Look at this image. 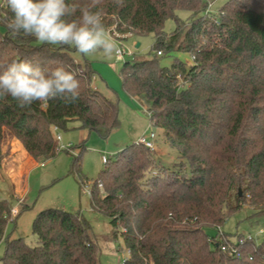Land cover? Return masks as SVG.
<instances>
[{"label":"trees","instance_id":"trees-1","mask_svg":"<svg viewBox=\"0 0 264 264\" xmlns=\"http://www.w3.org/2000/svg\"><path fill=\"white\" fill-rule=\"evenodd\" d=\"M215 1L100 0L98 5L112 35L154 36L156 56L126 61L123 88L144 103L152 126L163 131L179 158V164L165 166L135 142L109 158L93 182V209L123 230L129 252L123 264H264V241L233 243L206 231L222 228L245 206L264 215V0H229L208 13ZM179 11L191 14L187 23ZM6 15L3 2L0 20ZM170 18L177 27L167 35ZM0 26L6 30L0 34V65L29 60L48 69L71 66L80 80L73 103L57 99L22 109L11 97L0 99V145L7 131L36 162H45L58 153L54 128L65 130L77 121L82 130L104 138L120 128L118 104L94 88L95 73L76 60L74 47L41 44ZM175 53L190 55L191 63L176 59L165 67L157 58ZM79 149L82 153L85 146ZM73 173L81 187L87 183L79 157ZM12 211L0 200V244ZM33 227L37 244L8 238L3 264H100L84 217L52 208L40 212ZM223 246H236L241 256Z\"/></svg>","mask_w":264,"mask_h":264},{"label":"rangeland","instance_id":"rangeland-1","mask_svg":"<svg viewBox=\"0 0 264 264\" xmlns=\"http://www.w3.org/2000/svg\"><path fill=\"white\" fill-rule=\"evenodd\" d=\"M229 0H216L210 7L211 13H216ZM3 0H0V5ZM187 11L177 13L180 21L187 23L190 18ZM177 27L176 20L166 21L164 30L171 35ZM6 30L0 26V34ZM118 45L133 56H126L124 62L115 59L105 60L99 53L82 55L75 53L76 59L84 64H90L95 73L94 85L107 98L118 104L121 126L113 131L108 138L97 132L82 130L77 121L69 123L67 129L54 132L60 136L57 156L45 162H36L24 149L22 142L5 131L0 145V200H7L13 210V219L6 226V239L0 244V264L5 256L6 240L22 238L30 246L37 244V237L33 234V222L37 215L48 209H62L84 217L91 225L92 233L98 247L100 264H123L129 258L121 235L122 229L111 224V220L104 214L93 209L90 189L93 182L98 180L99 174L105 169L102 157L113 158L123 148L138 142L140 138L155 131L156 149L154 152L161 159L162 164L173 167L179 164L178 153L172 149L164 138L163 131L151 126L150 118L145 114L144 103L126 95L123 88L122 69L128 60L152 59L154 47L153 35H127L125 39L113 35ZM139 45V47H138ZM162 66L171 67L176 59L190 62L191 57L184 53H175L157 57ZM85 149L81 153L80 146ZM72 147V152L62 147ZM159 153V154H158ZM79 157L81 172L87 183L80 186L77 174L73 173L75 159ZM101 194L104 189L100 188ZM24 206L30 209L22 212ZM17 211V214H14ZM209 236H218V230H206ZM221 231L233 243L241 239H252L257 244L264 241V215H255L254 210L245 206L238 213L228 218ZM241 237V238H239Z\"/></svg>","mask_w":264,"mask_h":264},{"label":"clouds","instance_id":"clouds-1","mask_svg":"<svg viewBox=\"0 0 264 264\" xmlns=\"http://www.w3.org/2000/svg\"><path fill=\"white\" fill-rule=\"evenodd\" d=\"M10 15L2 22L13 36L41 44L74 47L82 55L99 53L105 60L122 58L121 47L105 23L100 0L78 5L68 0H3ZM117 3L120 0H116ZM79 72L71 66L51 69L29 60L0 65V99L11 97L20 108L52 100L73 103L80 96Z\"/></svg>","mask_w":264,"mask_h":264},{"label":"built area","instance_id":"built-area-1","mask_svg":"<svg viewBox=\"0 0 264 264\" xmlns=\"http://www.w3.org/2000/svg\"><path fill=\"white\" fill-rule=\"evenodd\" d=\"M211 7V6H210ZM208 13H211L210 12V8L208 10ZM116 36H118L119 38H121V36L115 34ZM122 51V58L120 60H117L119 62H124L125 60V57L126 56H133L132 53H127L125 50L121 49ZM159 55H161V52L158 53ZM145 114L150 118L151 120V114L149 111H145ZM151 126H152V121H151ZM58 129L57 128H54V132H57ZM156 138H157V135L155 133V131H150L148 134H145L143 135L140 140L138 141L139 144L143 145L144 147H147V149H149L150 151L154 152L155 149H156ZM56 139H57V142H58V145H59V142L61 140V137L58 135L56 136ZM62 149L64 150H67L69 152H72V147L71 146H68V147H62ZM109 158L103 156L102 157V162L106 165V163L108 162ZM99 187L102 188V184H99ZM86 192H88L90 194V189L86 188ZM14 214H17V211H14ZM218 236L219 238H221L224 234L222 233L221 231V228H218ZM249 239V238H248ZM251 240V239H249ZM239 244H244L245 243V239H241L238 241ZM222 250H224V252H229V254L231 256H236V257H240L241 254L238 250V248L236 246H223L222 247Z\"/></svg>","mask_w":264,"mask_h":264},{"label":"crops","instance_id":"crops-1","mask_svg":"<svg viewBox=\"0 0 264 264\" xmlns=\"http://www.w3.org/2000/svg\"><path fill=\"white\" fill-rule=\"evenodd\" d=\"M78 61V59H76ZM94 80H95V77H94ZM94 88L96 89L95 85L93 84ZM159 154V153H158Z\"/></svg>","mask_w":264,"mask_h":264},{"label":"water","instance_id":"water-1","mask_svg":"<svg viewBox=\"0 0 264 264\" xmlns=\"http://www.w3.org/2000/svg\"><path fill=\"white\" fill-rule=\"evenodd\" d=\"M138 47H139V45H138ZM240 194H242V192L240 191Z\"/></svg>","mask_w":264,"mask_h":264}]
</instances>
